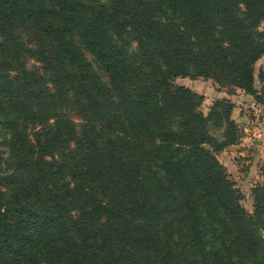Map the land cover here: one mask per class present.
Returning a JSON list of instances; mask_svg holds the SVG:
<instances>
[{
    "label": "trees",
    "instance_id": "trees-1",
    "mask_svg": "<svg viewBox=\"0 0 264 264\" xmlns=\"http://www.w3.org/2000/svg\"><path fill=\"white\" fill-rule=\"evenodd\" d=\"M263 22L264 0H0V264H264V181L248 212L217 157L235 105L174 82L264 106Z\"/></svg>",
    "mask_w": 264,
    "mask_h": 264
},
{
    "label": "rangeland",
    "instance_id": "rangeland-1",
    "mask_svg": "<svg viewBox=\"0 0 264 264\" xmlns=\"http://www.w3.org/2000/svg\"><path fill=\"white\" fill-rule=\"evenodd\" d=\"M260 30H264V22ZM28 33V32H25ZM30 35V34H29ZM29 41L30 36L25 35ZM40 64L34 59L29 60V66ZM264 70V56L255 64V87L261 89L259 73ZM175 84L185 86L203 96L200 110L208 114L217 100L227 99L234 103L233 118L238 127L239 138L235 144L229 145L217 153L227 171L229 180L242 196L241 204L248 211H253V188L264 181V106L257 103L254 97L245 91L222 87L213 80L203 78L192 79L179 77ZM216 138L222 139V128L213 127ZM207 149L211 150L208 145Z\"/></svg>",
    "mask_w": 264,
    "mask_h": 264
}]
</instances>
